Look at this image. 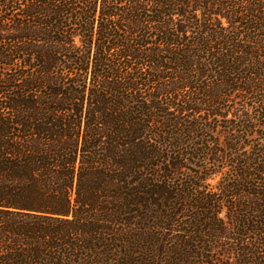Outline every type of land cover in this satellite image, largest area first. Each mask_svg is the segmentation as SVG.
Listing matches in <instances>:
<instances>
[{"label":"trees","instance_id":"16d2710c","mask_svg":"<svg viewBox=\"0 0 264 264\" xmlns=\"http://www.w3.org/2000/svg\"><path fill=\"white\" fill-rule=\"evenodd\" d=\"M259 115L264 0H0V264H264Z\"/></svg>","mask_w":264,"mask_h":264},{"label":"rangeland","instance_id":"374dc122","mask_svg":"<svg viewBox=\"0 0 264 264\" xmlns=\"http://www.w3.org/2000/svg\"><path fill=\"white\" fill-rule=\"evenodd\" d=\"M2 11L4 12V8L2 9ZM11 15L4 12V17L5 18H10ZM260 116V115H259ZM260 121L261 123L264 124V119L261 118L260 116ZM258 125V124H257ZM256 125V126H257ZM262 125V124H261ZM261 130L258 129V133H256V135H262L264 134V130H262L261 132H259ZM245 143L247 145H252L253 146H257L258 143H261V141H259V137L253 138V139H248L245 140ZM257 147H255L256 149ZM264 149V148H263ZM246 153V152H244ZM231 159L228 160V162ZM220 167V164H219ZM216 170L214 169V167H211V170L209 172H206L205 174H202V177L205 179V177H208V175H213L208 181H206L204 184L201 183V187L203 189V192L210 193L213 191V189L216 186L220 185V182L222 181V179H220V175L216 176L214 174ZM232 178V177H231ZM228 179V178H226ZM186 180V179H185ZM253 184H255V182H253ZM200 189V190H202ZM217 199L220 200V195L217 196ZM216 209L220 212V204L219 202H216ZM219 219H220V215H219ZM178 230L180 229H184V227H178ZM169 242L168 245L171 246V248L176 247V245H180V243L177 244V242L179 241L178 238H176L175 233L172 234V236L169 238ZM192 245L190 248L191 250V255L193 256L192 261L189 262V264H220V235L218 236H209L208 238H197V237H193L188 243L187 245ZM181 245H185L181 244ZM203 250L200 252V250ZM190 254V252H188ZM176 264H181V262H176Z\"/></svg>","mask_w":264,"mask_h":264}]
</instances>
